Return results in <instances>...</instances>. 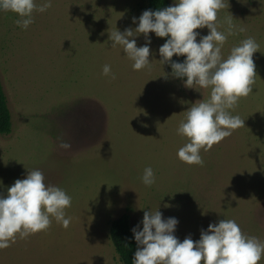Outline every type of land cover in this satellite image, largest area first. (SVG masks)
Here are the masks:
<instances>
[{"label":"rangeland","instance_id":"obj_1","mask_svg":"<svg viewBox=\"0 0 264 264\" xmlns=\"http://www.w3.org/2000/svg\"><path fill=\"white\" fill-rule=\"evenodd\" d=\"M224 4L218 28L224 31L232 16L235 34L222 56L254 38L256 76L252 93L230 110L244 126L201 149L202 165L179 160L187 138L177 128L210 89L186 88L175 78L160 61L164 41L154 33L150 64L139 71L120 46H111L113 32L135 29L133 17L147 10V0H52L46 11L34 10L27 29L17 25V14H0V81L12 121L11 134L0 135V195L38 169L47 185L71 197L67 228L52 218L46 230L17 233L0 249V264H121L110 240L112 221L128 213L133 227L157 208L178 219L174 234L181 242L198 240L201 229L225 219L264 243V0ZM130 39L145 43L143 34ZM147 167L151 186L141 180Z\"/></svg>","mask_w":264,"mask_h":264},{"label":"clouds","instance_id":"obj_2","mask_svg":"<svg viewBox=\"0 0 264 264\" xmlns=\"http://www.w3.org/2000/svg\"><path fill=\"white\" fill-rule=\"evenodd\" d=\"M51 6L52 0H42L39 5L35 0H0V12L17 14L16 23L24 29L33 23L34 10L44 12ZM224 6V0H174L173 6L143 11L138 18L133 17L135 29L116 30L109 38L111 46H120L133 62V70L139 71L150 64L149 33L167 37L158 49L160 61L170 63L174 77L186 88L198 85L210 89L209 98L188 108L177 128V133L187 138L177 156L189 165H202L201 149L208 151L244 126V120L231 115L230 110L241 97L252 93L255 83L253 54L259 45L254 38L242 40L226 59L222 56L228 36L235 34L232 16L226 20L224 31L218 28L217 12ZM205 27L207 35L194 31ZM141 34L145 43L138 47L130 38ZM174 55L184 56V60L172 61ZM110 71V65L103 67L104 75ZM61 147L70 145L62 143ZM141 180L145 186L154 184L151 167L144 169ZM70 206L71 197L63 189L47 185L42 171L33 170L16 179L7 195H0V249L15 242L17 233L25 238L46 230L52 218L67 228L70 218H66L65 209ZM178 223L175 217L164 218L158 208L154 213L144 211L142 220L130 229L137 245L132 264H259L264 255V243L244 235L234 220L209 223L207 229H201L198 240L188 236L182 242L174 234Z\"/></svg>","mask_w":264,"mask_h":264},{"label":"trees","instance_id":"obj_3","mask_svg":"<svg viewBox=\"0 0 264 264\" xmlns=\"http://www.w3.org/2000/svg\"><path fill=\"white\" fill-rule=\"evenodd\" d=\"M170 6L169 0H147V10H160ZM2 12H0L1 14ZM164 42L167 37L161 38ZM184 56H173L172 61L182 62ZM171 68V65L169 63ZM172 71V69H171ZM178 79V78H177ZM182 81L181 79H178ZM12 132L11 114L7 103L6 95L0 81V135H9ZM130 216L124 213L110 225L109 235L114 250L121 264H132L134 252L137 245L132 239Z\"/></svg>","mask_w":264,"mask_h":264}]
</instances>
